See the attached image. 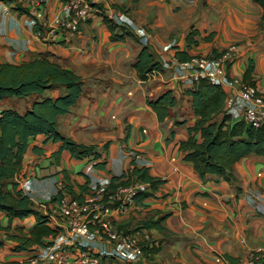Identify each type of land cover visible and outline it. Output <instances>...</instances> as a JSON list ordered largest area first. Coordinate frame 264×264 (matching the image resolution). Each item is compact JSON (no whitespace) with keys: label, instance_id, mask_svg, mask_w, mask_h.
I'll return each mask as SVG.
<instances>
[{"label":"crops","instance_id":"crops-1","mask_svg":"<svg viewBox=\"0 0 264 264\" xmlns=\"http://www.w3.org/2000/svg\"><path fill=\"white\" fill-rule=\"evenodd\" d=\"M90 1L96 7L77 31L46 38L35 34L26 14L15 9L0 13V62L20 63L45 55L73 70L83 81L82 93L69 112L57 117L58 130L77 143L97 145L98 150L108 143L98 159H75L60 141L46 140L43 134L29 137L20 174L32 181L28 194L36 209L42 213L50 210L52 204L44 194L52 193L60 179L67 188L71 186L80 193L87 164L105 160V166H93L92 173L110 177L129 168L126 152L136 150L147 161L149 175L162 181L143 204L119 216L117 222L130 229L139 215L147 214L153 220L164 218L159 229H148L150 241H155L151 247L159 250H147L131 264H231L244 261L252 251L264 250V157L250 154L240 158L233 165L234 180L215 174L199 178L178 148L195 120L186 87L170 66L144 81L132 66L142 45L148 46L161 62L180 51L190 57L207 55L234 44L235 52L227 67L229 75L242 79L251 63L253 85L264 93L260 6L253 0ZM60 5L61 0H46L45 19L58 14ZM113 11H122L134 28L143 29L147 42L141 43L135 29L136 34L130 28L133 37L112 40L102 14L109 16ZM191 30L196 31L193 39L198 43L187 45L186 36ZM167 89L177 102L159 121L146 98L154 99ZM224 90L227 94L230 89ZM63 93L59 86L41 95L7 97L0 100V111L13 108L23 112L36 100ZM5 222L6 216L0 212V223ZM17 224L28 231L35 217L11 221L12 228ZM10 248V242L0 248V264L24 258V252ZM69 264H73L71 259Z\"/></svg>","mask_w":264,"mask_h":264},{"label":"trees","instance_id":"trees-1","mask_svg":"<svg viewBox=\"0 0 264 264\" xmlns=\"http://www.w3.org/2000/svg\"><path fill=\"white\" fill-rule=\"evenodd\" d=\"M253 1L261 8L260 23L264 25V0ZM13 8L19 13L27 12V9L21 6ZM102 16L111 31L112 40L133 37L127 28L116 24L105 14ZM40 29L41 26H34L35 31ZM195 34L194 30L187 34V45L198 43L193 39ZM204 38L209 39L210 36ZM220 52L213 50L207 55L217 56ZM175 57L183 61L190 56L180 51ZM132 66L142 81L147 80L153 71L162 70L160 61L154 58L146 45L141 46ZM252 71L253 65L249 63L242 80L253 85ZM59 86L63 87V94L36 100L23 112L13 108L0 111V212L6 216V222L0 223V248L10 242L12 251L28 253L29 256L37 247L46 244V237L58 233L60 228L50 225L48 214L36 209L30 195L21 189L20 182L25 177L20 173L28 138L43 134L46 140L60 141L61 147L67 149L75 159H98L102 152L107 150L108 143L98 150L97 145L77 143L63 136L58 130L57 117L69 112L82 93L83 81L73 70L50 61L45 55L20 63L0 62V100L7 97L41 95L45 90ZM185 93L190 96L191 111L195 120L187 127V137L178 142V148L183 152V158L192 163L199 178L205 179L208 175L215 174L227 180H234L233 165L240 158L250 154L264 157V125L254 127L243 120H232L224 111L226 92L221 85L201 79L191 88H186ZM146 102L156 113L158 120L162 121L177 99L171 90L167 89L154 99L146 98ZM105 163L106 161L102 160L94 165L103 168ZM19 175L21 179L18 181L16 177ZM132 179L150 185V191L138 193L134 197L135 203L140 205L162 181L149 175L147 167L130 164L121 174L110 177L109 188L127 185ZM87 183L86 180L80 185V193L74 192L71 186L68 190L74 198L82 200V193L87 191ZM60 194V190L57 191L51 201ZM29 215L35 217V224L28 231H24V227L19 224L12 228L13 219H22ZM163 218H144L137 228L159 229V222ZM147 250L156 252L159 249L151 247L146 248ZM3 264H27V260H8Z\"/></svg>","mask_w":264,"mask_h":264},{"label":"built area","instance_id":"built-area-1","mask_svg":"<svg viewBox=\"0 0 264 264\" xmlns=\"http://www.w3.org/2000/svg\"><path fill=\"white\" fill-rule=\"evenodd\" d=\"M45 1L0 0V13L8 12L14 6L24 7L27 9L24 14L28 16L32 29L36 25L42 27L34 30L35 34L39 38H46L66 31H77L96 7V3L90 0H61L59 13L48 20L45 19ZM108 17L120 26L133 31L135 29L138 40L141 43L147 42V33L137 26L134 28L133 21L122 11H113ZM233 52L234 44L217 56L195 54L183 61L174 56L160 63L162 68L172 67L175 77L186 88L204 79L230 89L225 97L224 111L231 118L243 120L254 127L264 125V93L258 92L254 85L241 78L230 76L227 71ZM157 73L153 71L148 78ZM126 155L130 158V164L139 167L148 164L136 150H128ZM94 164L89 163L85 168L88 183L87 191L82 193V200L74 198L61 180L57 181L52 193L44 194V198L52 204L47 212L49 220L52 226L60 230L49 235L44 246L37 247L31 256L24 259L27 264H69L70 258L73 264H131L140 260L146 248L155 243L150 241L152 239L147 229L135 226L127 229L117 222L119 216L137 209L134 197L138 193L150 191L149 183L132 179L127 185L111 189L109 185L112 175L94 176ZM31 183L30 178L20 182L23 192L30 191ZM59 190L60 196L51 201ZM220 259L215 258L216 261ZM231 264H264V250L252 251L244 261Z\"/></svg>","mask_w":264,"mask_h":264},{"label":"rangeland","instance_id":"rangeland-1","mask_svg":"<svg viewBox=\"0 0 264 264\" xmlns=\"http://www.w3.org/2000/svg\"><path fill=\"white\" fill-rule=\"evenodd\" d=\"M87 164V163H86ZM78 165H79V167L81 168L82 167V165H83V163H78ZM60 176L61 177H63V173H60ZM64 178V177H63ZM60 180H63V179H60ZM64 181H67V180H65L64 179ZM149 215H145V214H143V215H139L138 217H139V219L135 222V224L133 225V226H135V227H137L140 223V221H142L144 218H147ZM32 254V253H31ZM30 254H28V253H24V258H22V260H24L27 256H29ZM71 259V258H70Z\"/></svg>","mask_w":264,"mask_h":264}]
</instances>
